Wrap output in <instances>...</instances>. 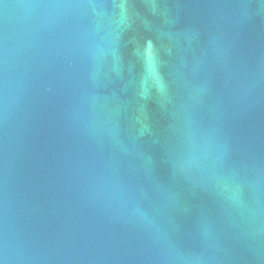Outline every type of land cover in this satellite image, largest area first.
I'll list each match as a JSON object with an SVG mask.
<instances>
[{
  "label": "water",
  "instance_id": "water-1",
  "mask_svg": "<svg viewBox=\"0 0 264 264\" xmlns=\"http://www.w3.org/2000/svg\"><path fill=\"white\" fill-rule=\"evenodd\" d=\"M159 10L173 97L137 136L113 0H0V264H264V0Z\"/></svg>",
  "mask_w": 264,
  "mask_h": 264
},
{
  "label": "bare ground",
  "instance_id": "bare-ground-1",
  "mask_svg": "<svg viewBox=\"0 0 264 264\" xmlns=\"http://www.w3.org/2000/svg\"><path fill=\"white\" fill-rule=\"evenodd\" d=\"M144 6V13L142 10L134 9L131 0H113L115 3L117 13L114 18L118 27L120 25L129 27L134 20L139 19L142 26V34L135 37L131 57L135 63L136 71H138L137 85V109L134 119V126L137 129V136L149 133V125L151 117L153 118L154 108H164L165 105L171 102L173 97V81L170 73L167 71L169 59L171 58L170 45L160 34V32L152 31L151 21L149 20V13L157 14L160 18L165 17V11L159 10V0H141ZM97 25L103 18L102 13H96ZM144 35V36H142ZM142 39H141V38ZM114 70L120 72L119 64H114ZM104 109V106H101ZM118 110V109H117ZM110 115V113H108ZM152 115V116H151ZM113 115L109 117L112 118ZM166 119L161 118V124H164ZM217 195L223 198L226 203L239 212L244 228H247V220L252 225L248 230L254 238H259L260 228L254 222L256 210L250 205L246 204L241 194L239 186H231L228 182H220L216 189ZM259 250L260 261L264 263V253Z\"/></svg>",
  "mask_w": 264,
  "mask_h": 264
},
{
  "label": "rangeland",
  "instance_id": "rangeland-1",
  "mask_svg": "<svg viewBox=\"0 0 264 264\" xmlns=\"http://www.w3.org/2000/svg\"><path fill=\"white\" fill-rule=\"evenodd\" d=\"M131 1L133 2V7L135 9H137V10L141 9L142 13H144V9H143L144 6L140 0H131ZM170 4H171V0H164V6L165 5L168 6ZM170 14H171V9H170ZM150 19H151L152 23L156 25L155 20H153L154 19L153 16ZM140 23H141L140 20L136 19V20H134V22L131 23V27H128L124 30L119 31L120 35L118 38L119 42H118L117 48L121 54V57H122L121 59H122V62L124 65H126L127 61L129 60L130 53H131L132 48H133V42L135 40V37H138L139 34H142ZM109 24H110V22L107 19L104 25H105V27L109 28V26H110ZM162 31H163L164 36H166L168 34L172 38L177 39L181 45L184 44V38L176 35L175 32H170L169 27L162 28ZM142 36H144V35H142ZM107 59H108V57H107ZM103 64L105 65V67L108 66V61L107 60L103 61Z\"/></svg>",
  "mask_w": 264,
  "mask_h": 264
}]
</instances>
